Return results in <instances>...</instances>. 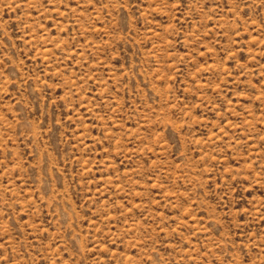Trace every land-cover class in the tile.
I'll use <instances>...</instances> for the list:
<instances>
[{"label": "rangeland", "instance_id": "rangeland-1", "mask_svg": "<svg viewBox=\"0 0 264 264\" xmlns=\"http://www.w3.org/2000/svg\"><path fill=\"white\" fill-rule=\"evenodd\" d=\"M0 264H264V0H0Z\"/></svg>", "mask_w": 264, "mask_h": 264}]
</instances>
